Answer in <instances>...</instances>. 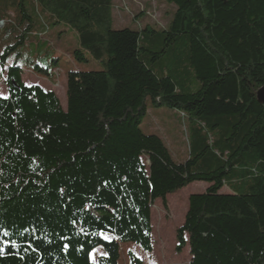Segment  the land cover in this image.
Returning <instances> with one entry per match:
<instances>
[{"label": "trees", "instance_id": "trees-1", "mask_svg": "<svg viewBox=\"0 0 264 264\" xmlns=\"http://www.w3.org/2000/svg\"><path fill=\"white\" fill-rule=\"evenodd\" d=\"M155 1L173 8L164 27L116 28V0H0V264H143L124 244L151 253L153 204L199 181L176 251L189 245V264H264V0ZM62 24L80 43L67 58L115 79L100 101L77 87L68 111L8 60L29 36L60 52ZM52 60L30 69L53 81ZM149 102L190 121L184 162L142 131Z\"/></svg>", "mask_w": 264, "mask_h": 264}, {"label": "rangeland", "instance_id": "rangeland-1", "mask_svg": "<svg viewBox=\"0 0 264 264\" xmlns=\"http://www.w3.org/2000/svg\"><path fill=\"white\" fill-rule=\"evenodd\" d=\"M116 2L119 7L118 14L114 13V26L119 25L116 28L134 27L133 21L136 19L137 23L135 24L138 27L148 22L158 27H164L167 23L168 10L173 9L169 6L159 5L155 0H116ZM139 8L143 11L134 14L138 12ZM142 19H144L143 22H141ZM55 36V43L60 48V52L47 50L45 53H40L39 51L43 48H39L38 42L29 36V41L25 45L17 47L10 53L9 62L15 60L19 65L25 67L22 77L25 84L43 85L47 79L52 80V76L47 77L32 71L31 63L52 67V59L56 57L59 64L58 74H61L55 84L50 85V88L59 96L66 111L69 110L70 100L79 86L96 87L97 101L103 100L115 82L114 77L100 72L90 73L101 69L100 64L92 58L88 62L72 61L67 58L65 54L72 52L80 45L77 32L74 29L62 24L57 27ZM6 70L7 67H0V96L2 97L7 95ZM68 72L69 76H67ZM82 89L81 91H83ZM78 91L81 93L80 90ZM181 114V111L177 109L166 106L154 107L149 102L147 114L140 125L144 133L157 134L163 138L177 163L184 162L189 156L190 121L187 118L184 120ZM85 118L92 119L89 115H86ZM207 186L208 183L204 181L194 182L169 194L166 204L161 200L155 201L154 208H152L153 250L151 253H146L131 242L125 243L124 248L134 250L143 264H189L191 260L190 247L187 245L180 253L176 251V232L184 223L190 194L204 192ZM186 238L188 239L187 235ZM124 264H127L126 260H124Z\"/></svg>", "mask_w": 264, "mask_h": 264}, {"label": "crops", "instance_id": "crops-1", "mask_svg": "<svg viewBox=\"0 0 264 264\" xmlns=\"http://www.w3.org/2000/svg\"><path fill=\"white\" fill-rule=\"evenodd\" d=\"M61 74V73H60ZM60 74H58V76L56 77V78H54V80L53 81H49L47 78V80L46 81H44V83L45 84H43V85H39V86H41L42 88H44L45 90H51L52 88H50V85L53 83V84H55V82L59 79L58 77L60 76ZM70 75V73L68 72V74H67V76H69ZM61 78V77H60ZM52 84V85H53ZM36 85H38V84H36Z\"/></svg>", "mask_w": 264, "mask_h": 264}, {"label": "water", "instance_id": "water-1", "mask_svg": "<svg viewBox=\"0 0 264 264\" xmlns=\"http://www.w3.org/2000/svg\"><path fill=\"white\" fill-rule=\"evenodd\" d=\"M258 99L264 103V86L257 91Z\"/></svg>", "mask_w": 264, "mask_h": 264}, {"label": "built area", "instance_id": "built-area-1", "mask_svg": "<svg viewBox=\"0 0 264 264\" xmlns=\"http://www.w3.org/2000/svg\"><path fill=\"white\" fill-rule=\"evenodd\" d=\"M4 24H5L4 20H1V21H0V27H3Z\"/></svg>", "mask_w": 264, "mask_h": 264}, {"label": "snow or ice", "instance_id": "snow-or-ice-1", "mask_svg": "<svg viewBox=\"0 0 264 264\" xmlns=\"http://www.w3.org/2000/svg\"><path fill=\"white\" fill-rule=\"evenodd\" d=\"M4 235L6 236V235H8V233H7V232H5V233H4ZM105 239H107V237H105ZM64 247H65V248H67V247H68V245H64ZM93 255H94V253H93Z\"/></svg>", "mask_w": 264, "mask_h": 264}]
</instances>
